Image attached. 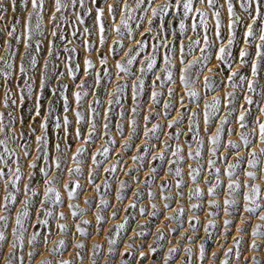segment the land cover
Wrapping results in <instances>:
<instances>
[{
	"label": "snow or ice",
	"instance_id": "1",
	"mask_svg": "<svg viewBox=\"0 0 264 264\" xmlns=\"http://www.w3.org/2000/svg\"><path fill=\"white\" fill-rule=\"evenodd\" d=\"M9 11L11 23L6 19ZM0 22V264H26V257L28 264H35V258L43 256L40 248L56 259L44 258L39 264L83 262L80 251L70 259L63 255L70 247L69 238L82 250L85 244L77 235H90L82 226L93 223L84 219L96 199L85 195L88 186L99 195L94 227L97 234L103 232L107 218L102 212L109 201L101 187L106 192L111 185L107 178L99 181V176L115 174L126 163L117 146L124 153L135 151L129 159L136 167H128L124 174L136 184L146 157L149 163L165 162L167 172L177 178L175 198L163 195V208L150 205L149 215L169 221V232L177 233L186 216L183 205L173 208L170 201L183 200L185 195L189 201L212 197L206 200L212 210L206 213L211 219L202 225L205 240L213 237L222 212L227 217L223 235H231L233 243L224 248L219 264L241 259L244 236L250 238L251 251L264 250V184L259 182L264 181V0H166L164 4L0 0ZM213 60L218 62L215 69ZM197 83L203 92L195 89ZM227 89H240V93ZM210 93H216L211 101ZM125 100L130 101L127 108ZM113 115L124 121L114 125L123 140L119 145L112 134ZM237 132L239 141L229 138ZM100 140L101 147L94 148ZM138 140L142 142L136 144ZM113 155L115 162L105 167ZM221 160L223 168L218 165ZM147 170L158 171L155 166ZM204 172L212 179H206ZM155 179L144 180L152 199L156 198L150 190ZM201 182L208 187L201 188ZM170 183L162 180L160 191ZM118 184L116 200L123 201L129 183L118 180ZM132 195L140 201L144 193L137 188ZM81 196L88 208L72 202ZM60 205L69 211L60 210ZM137 207L136 202L130 203L113 210L111 217ZM190 210L203 211V204L191 203ZM138 211L143 216L146 208L141 205ZM193 220L201 222L196 215L187 217L188 226L195 230ZM127 222L125 218L108 230L110 246L117 242L113 229L119 238ZM137 227L141 231L135 235L145 236V225ZM57 234L63 238L50 239ZM165 235L164 227L156 229L158 241ZM181 235L193 242L191 236ZM101 247L93 246L92 264H97L96 251ZM133 247L134 243L127 245L121 255ZM147 247V254H139L141 260L157 251L156 246ZM177 251L168 248L167 255L153 264H168ZM108 252L111 256L113 248ZM185 252L181 264H191L193 249ZM211 258L219 259L216 252ZM198 259L205 264L204 241ZM246 264H264V259L252 256Z\"/></svg>",
	"mask_w": 264,
	"mask_h": 264
},
{
	"label": "rangeland",
	"instance_id": "2",
	"mask_svg": "<svg viewBox=\"0 0 264 264\" xmlns=\"http://www.w3.org/2000/svg\"><path fill=\"white\" fill-rule=\"evenodd\" d=\"M133 0H129V3H132ZM166 0H155V3L157 4H164ZM5 3H7V0H5ZM170 13L169 15H171ZM13 13L11 11L8 12L7 14V21L11 23ZM167 19V18H166ZM118 22V21H117ZM2 24V22H0ZM178 27V25H177ZM223 31V30H222ZM189 35H193L192 33H189ZM116 36L113 33L111 35V39H115ZM169 39L171 37L169 36ZM92 41H96V37L93 36L91 37ZM110 42V41H109ZM185 44L188 43L187 40L184 41ZM0 43H2V40H0ZM77 45L79 44V41L76 42ZM218 43V41H217ZM103 49H101V52ZM79 56L80 58L83 57V52L79 50ZM235 53V49H234ZM3 53L0 52V55ZM195 55L199 56L200 53L199 51H196ZM95 59V54L91 57ZM110 62H111V57H110ZM218 62L213 60L212 61V67L215 69L217 66ZM162 66V65H161ZM247 71V69H245ZM206 75L212 76V72L206 73ZM261 83H264V80L261 81ZM195 89L197 91L203 92L202 84L197 83L195 85ZM229 91H236L238 94L240 93V89H227ZM216 95V93H210L207 97L209 101H211L212 96ZM219 95L223 96L224 92L220 91ZM146 98V97H145ZM164 99V98H162ZM130 101L125 100V107L127 108L128 104ZM116 109H119V106H115ZM202 107V105H201ZM2 110V109H0ZM71 115V114H70ZM113 132L112 134L116 136L117 143H122L123 140L119 136L118 133L115 131V123H124V121H120L118 117L113 115ZM264 119V117H262ZM163 122V121H161ZM231 128H237V125L231 124L229 125ZM165 139L167 137H164ZM230 139L234 141H239V135L238 132L237 134L232 135L229 137ZM142 141H136V144H140ZM181 144L182 146L184 145V138H181ZM192 147L195 148L196 144L195 141H192ZM103 144V140L98 141L93 147L94 148H100L101 145ZM116 151L120 153L124 157V161L126 163H121L120 168L118 169L117 173L115 174H104L100 173L99 176V181H103L105 178H107L109 184L111 185L110 188L107 189L105 192V189L102 185L101 187V194L105 195V198L109 201V207L104 209L102 214L107 218V223L103 225V232L100 234H97L96 228L94 227L95 225V205L99 204V195L95 193L94 189L91 188V186H88V191L85 193L86 196L92 197L96 196V199L93 201V207L89 209L88 213L85 215L84 219H89L92 220L93 223L90 225H82L87 229L89 232V236H78L76 239L80 242L85 244V248L82 250H77L74 245L72 244L71 238H69V249L65 254L63 255L64 259H70L73 256H75L77 251H80V254L84 257L83 262H81L79 259L76 260V264H92L93 260V246L95 244H100L102 247L96 251V257L95 259L97 260V264H121L123 260H127L128 264H153V261H161L164 256L167 255V250L170 247H177L179 251L173 254V258L168 261V264H181V261L185 260L187 253L185 252V249L187 248H192L193 252L191 256L189 257L191 260V264H200V261L198 259L199 257V244L204 241L205 242V247H206V260L205 264H219V260L223 259V250L226 247H233V243L231 241V235H229L227 238L223 235V230H222V222L223 219L227 217H223V213H220V216L217 218V229L213 232V237L211 239L205 240L206 234L203 231V224L207 223L208 219H211V217L207 216V212L211 211L212 209H209L206 204V200L212 199V197H204L201 200H197L193 198L192 201L188 200L187 195H185L183 200H174L170 201L169 203L172 204L173 208L177 206V204L183 205L186 209V216L182 218L183 220V226L178 229L177 233H171L168 231V228L166 225H168L170 222L166 221L163 219V216L158 215L157 217H152L149 215L151 212V207L150 205L152 203H156L159 205L161 208H163L164 200H163V195L170 194L175 198L176 194V189H175V180L177 179L174 174H169L167 172V165L165 162L162 161H156L154 163H149V158L146 157L145 159V166L144 168L141 169V171L138 173L140 177V183L136 184L134 181L130 179L129 176H126L124 174L125 171H127L128 167H136V164H134L130 159V155H135L134 150H129L128 153H124L119 147L117 146ZM116 157L113 155L110 157L109 161H107L104 166H108L111 163L115 162ZM169 159H173L172 157L169 156ZM90 164V161L88 162ZM190 163L195 164L196 161H190ZM218 165L220 167H225V163L223 160L218 162ZM69 166L71 164L69 163ZM151 166L157 167L158 171L156 173H150L147 169ZM120 169H123L121 171ZM88 168L85 167V173L87 172ZM184 171L187 172V168L184 167ZM203 175L205 176L206 179H212L211 176L208 175L207 172H204ZM149 176H155L156 179L151 183L150 190L154 193H156V198L152 199L147 196V192L149 191V186L144 183L145 177ZM185 180H187V176L184 177ZM221 179H226V176H222ZM118 180H126L129 183V187L124 190V199L123 201H117L115 193L119 188ZM162 180H168L170 181L169 188L166 189L164 192L160 191L159 184L161 183ZM98 181V182H99ZM215 181H213L214 183ZM260 183L264 184V181H259ZM81 183L84 184L85 181L81 179ZM190 187H194L195 185H189ZM201 188H207L208 185L204 184L203 182L200 183ZM139 188L141 192L144 193V196L141 198L140 201H136L135 197L132 195V193ZM66 195V194H65ZM84 196H81L77 201H72L73 203H79L81 208H88L89 206L84 204L83 202ZM136 202L138 204L137 209H129L128 212L124 211H119L118 216L116 218L111 217V212L113 210H119L127 207L128 204ZM191 203H202L203 204V211L199 210H190V204ZM114 205V207H112ZM144 206L146 208V213L141 216L139 214L138 208L139 206ZM60 210L65 211L66 213L69 211L66 206L60 205L58 206ZM196 215L200 218V224H196V221L193 220V225L195 230H193L192 227L188 226L187 223V217ZM125 218H127V225L126 229L121 230L119 238L115 237L114 235V229H113V239H116L117 242L114 245H109L107 243V237L109 236V229L113 228V225L123 223ZM238 218V214H237ZM64 222V221H61ZM258 222V221H254ZM69 226L71 227L73 221L69 219L67 221ZM138 224L145 225L144 231H145V236L140 237L136 236V233H139L141 229L137 227ZM158 227H164L165 229V239L163 241H158L156 238V229ZM172 228H176L177 225L176 223H171ZM55 231V229H53ZM232 232H235V229H232ZM181 234H186L188 236L192 237L193 242H189L186 239H182ZM238 235H243L242 233H239ZM63 238L60 235H53L50 237L52 240H59ZM227 240V243L225 241ZM259 242V241H258ZM135 244V247L128 249V254L127 255H121L122 253L125 252L126 246L129 244ZM153 245L157 247V251L154 255L149 254L146 256L145 259L141 260L140 259V252L143 251L146 254L149 252L148 250V245ZM249 244H250V238L248 236H244V239L240 245V251L242 253V257L240 260H236L234 257L230 261V264H246L247 261H250V258L252 256H257L258 258L264 259V250L260 252H253L249 249ZM52 247V244L48 245V248L50 249ZM109 247L113 248V254L110 256L108 249ZM10 250V248L8 249ZM39 251H43V256H37L35 258V264H39V261L44 258H52L56 259V257L52 256L50 252L44 251L43 248L38 249ZM216 252L218 254L219 259L213 260L211 258V253ZM26 264H28L27 257H26Z\"/></svg>",
	"mask_w": 264,
	"mask_h": 264
}]
</instances>
